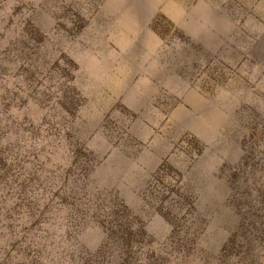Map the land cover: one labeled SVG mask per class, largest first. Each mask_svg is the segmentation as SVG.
I'll use <instances>...</instances> for the list:
<instances>
[{
    "label": "rangeland",
    "instance_id": "374dc122",
    "mask_svg": "<svg viewBox=\"0 0 264 264\" xmlns=\"http://www.w3.org/2000/svg\"><path fill=\"white\" fill-rule=\"evenodd\" d=\"M255 147L264 0H0V264H222Z\"/></svg>",
    "mask_w": 264,
    "mask_h": 264
},
{
    "label": "trees",
    "instance_id": "16d2710c",
    "mask_svg": "<svg viewBox=\"0 0 264 264\" xmlns=\"http://www.w3.org/2000/svg\"><path fill=\"white\" fill-rule=\"evenodd\" d=\"M259 134L262 135L261 132ZM239 166L240 168L230 170V177L226 179L227 186L232 192L228 198L232 199H230V204L234 203L232 207L239 218V224L237 230L232 231L225 239L220 258L218 257L219 263L264 264V252L259 254L258 250L256 252L252 249L248 252L253 254L249 258L248 253L242 250L247 238L249 241L253 238L255 245H264V150H260L258 147L248 149ZM255 172H260L261 176L256 178ZM235 197H237L236 203L233 199ZM238 230L240 232H237ZM120 232L123 233L122 230ZM105 236L110 238L111 243L103 241L93 252L84 251L88 257L79 259L81 264H104V260L110 262L108 256L110 257L112 251L116 255L115 261L124 260L118 247H114L116 233L109 231ZM236 241L241 242V245H238ZM117 244L121 245L125 254L127 247L123 240ZM232 251L235 252L232 257H236L233 263L228 258Z\"/></svg>",
    "mask_w": 264,
    "mask_h": 264
}]
</instances>
